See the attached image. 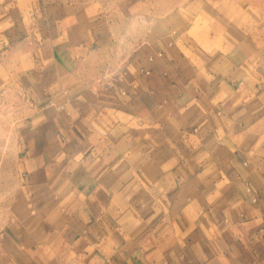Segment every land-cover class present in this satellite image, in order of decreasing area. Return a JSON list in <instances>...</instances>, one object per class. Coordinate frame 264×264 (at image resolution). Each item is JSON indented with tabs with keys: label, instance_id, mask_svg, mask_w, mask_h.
<instances>
[{
	"label": "crops",
	"instance_id": "obj_1",
	"mask_svg": "<svg viewBox=\"0 0 264 264\" xmlns=\"http://www.w3.org/2000/svg\"><path fill=\"white\" fill-rule=\"evenodd\" d=\"M207 9L120 59L94 0H0L27 100L0 264H264V42Z\"/></svg>",
	"mask_w": 264,
	"mask_h": 264
},
{
	"label": "rangeland",
	"instance_id": "obj_2",
	"mask_svg": "<svg viewBox=\"0 0 264 264\" xmlns=\"http://www.w3.org/2000/svg\"><path fill=\"white\" fill-rule=\"evenodd\" d=\"M159 1L163 4V15ZM166 1L171 0H94V10L100 14L99 20L105 22L108 20L112 24L116 57L121 59L127 52L122 50L132 49L145 30L147 33L154 31L156 17L165 16L164 25L158 24L159 27L164 26L165 33H169L172 29L177 31L185 28L195 14L198 16V22L202 20L209 6L213 8L214 14L212 17L207 16L205 22L214 26V20L220 22L222 18L214 16L218 12H225L227 15L223 17L226 20L222 19L223 25L226 22L228 28L232 29L235 22L240 21L243 27L258 33L256 34L258 35L257 44L264 42V0H195L192 4L189 1L186 5L179 7L178 11H175L177 5H182L184 0L174 2L175 4L170 6L171 10L166 8ZM170 11L175 13L167 16ZM97 52L100 55V51L94 53L97 54ZM102 54H104L102 58L94 57V79L99 72L106 70L110 63V60L105 59L106 52ZM26 101L20 85L14 82L12 77L0 74V227L6 223L25 198L18 184L16 160L18 123L25 118Z\"/></svg>",
	"mask_w": 264,
	"mask_h": 264
},
{
	"label": "built area",
	"instance_id": "obj_3",
	"mask_svg": "<svg viewBox=\"0 0 264 264\" xmlns=\"http://www.w3.org/2000/svg\"><path fill=\"white\" fill-rule=\"evenodd\" d=\"M146 74H148V71H144ZM122 93H124L123 91H122Z\"/></svg>",
	"mask_w": 264,
	"mask_h": 264
}]
</instances>
